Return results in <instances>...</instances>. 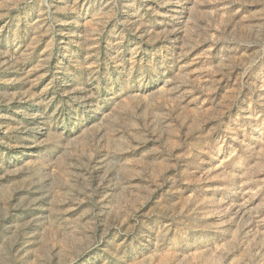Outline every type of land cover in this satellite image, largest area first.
<instances>
[{
  "label": "rangeland",
  "instance_id": "rangeland-1",
  "mask_svg": "<svg viewBox=\"0 0 264 264\" xmlns=\"http://www.w3.org/2000/svg\"><path fill=\"white\" fill-rule=\"evenodd\" d=\"M0 264H264V0H0Z\"/></svg>",
  "mask_w": 264,
  "mask_h": 264
}]
</instances>
